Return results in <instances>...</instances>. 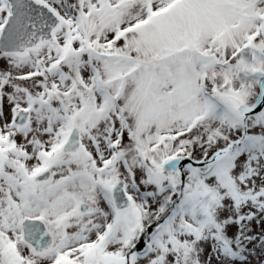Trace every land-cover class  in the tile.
<instances>
[{"label": "snow or ice", "instance_id": "6c2138e0", "mask_svg": "<svg viewBox=\"0 0 264 264\" xmlns=\"http://www.w3.org/2000/svg\"><path fill=\"white\" fill-rule=\"evenodd\" d=\"M0 264H264V0H0Z\"/></svg>", "mask_w": 264, "mask_h": 264}]
</instances>
